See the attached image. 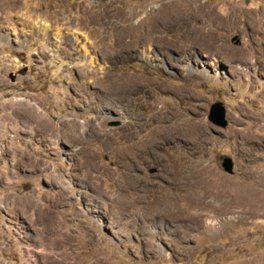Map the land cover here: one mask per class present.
I'll return each instance as SVG.
<instances>
[{"label": "rangeland", "instance_id": "obj_1", "mask_svg": "<svg viewBox=\"0 0 264 264\" xmlns=\"http://www.w3.org/2000/svg\"><path fill=\"white\" fill-rule=\"evenodd\" d=\"M0 111V264H264V0H6Z\"/></svg>", "mask_w": 264, "mask_h": 264}, {"label": "bare ground", "instance_id": "obj_2", "mask_svg": "<svg viewBox=\"0 0 264 264\" xmlns=\"http://www.w3.org/2000/svg\"><path fill=\"white\" fill-rule=\"evenodd\" d=\"M5 7H6V0H0V14L1 13L3 14V12L5 11ZM16 11H17V9H16ZM92 74H93V71H92ZM126 90H129L132 94H135V93H138L139 91L143 90V87H136V85H135L132 87L130 86L129 89L128 88L124 89V91H126ZM34 106L36 107V105L32 104L30 101H25L21 106L16 107V112H17V114H20L19 116H21L22 119H25L27 116H29V113L33 111V109L35 108ZM0 113L3 114L2 111H0ZM179 117L182 118L181 113H179V112H171V110H165V111L163 110L162 112H160L158 114V122H157L156 128L149 133L150 135L141 139L140 146L138 147L140 152H144L145 154L148 153L150 155H153L156 159L161 160L163 157L161 154L160 155L158 154V151L162 150L163 146H165L167 143L176 142L178 140L180 141V140H182L181 139L182 137H184L186 139V141L190 140L187 137L190 134H193L194 133L193 131H195L197 129L195 127L196 124H193V123L189 124L186 122H180ZM30 118L33 119L34 123H36L37 125H40L39 120H38L39 117L37 116L36 112H35V114L31 113ZM43 126L48 131L50 129H52L51 124L48 122L43 123ZM249 141H248V143H246V145L250 144ZM183 142H185V141H183ZM245 152H246L247 156H249V157L252 156L251 149L248 148L245 150ZM243 153H244V151H243ZM254 160L255 159L251 158V161H250V159L247 161H248V163H250V162H253ZM166 170H167V175L169 177H173V178H175V177L177 178V176H178L177 173H180V172H178L179 170H177L175 167H171V166H168L166 168ZM246 174L248 176L250 175V177L256 176V173L253 172L250 168L246 169ZM258 175H259V173H258ZM50 177H52V178H54V177L58 178L59 177L57 169H55L53 176H50ZM116 181L119 182V180H116ZM144 188H145V186H144ZM238 196H239V194H238ZM248 196H250L249 191L244 192L241 200L244 199V201H246L245 199ZM250 201H251V199H250Z\"/></svg>", "mask_w": 264, "mask_h": 264}, {"label": "water", "instance_id": "obj_3", "mask_svg": "<svg viewBox=\"0 0 264 264\" xmlns=\"http://www.w3.org/2000/svg\"><path fill=\"white\" fill-rule=\"evenodd\" d=\"M208 120L212 122L214 125L220 126L222 128H224L227 125V121L225 120L224 108H222V106L219 103L214 104L212 106ZM221 166L224 169V171H226L227 173H232L233 164L230 158H224Z\"/></svg>", "mask_w": 264, "mask_h": 264}]
</instances>
